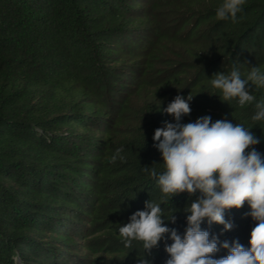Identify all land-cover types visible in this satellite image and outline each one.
Listing matches in <instances>:
<instances>
[{"label":"trees","instance_id":"16d2710c","mask_svg":"<svg viewBox=\"0 0 264 264\" xmlns=\"http://www.w3.org/2000/svg\"><path fill=\"white\" fill-rule=\"evenodd\" d=\"M221 3L0 0V264H138L142 243L125 248L118 230L160 200L144 168L164 171L153 137L175 122L163 109L177 95H195L182 123L211 116L253 126L260 142L249 151L264 154L254 106L222 102L210 84L233 64L264 70V0H246L236 23L217 19ZM251 91L264 99V88ZM118 148L124 159L113 163ZM200 195L169 199L162 207L176 222L165 224L183 236L185 208ZM250 211L247 202L226 209L229 231L201 227L250 247ZM169 258L163 239L147 256Z\"/></svg>","mask_w":264,"mask_h":264},{"label":"clouds","instance_id":"9594fccd","mask_svg":"<svg viewBox=\"0 0 264 264\" xmlns=\"http://www.w3.org/2000/svg\"><path fill=\"white\" fill-rule=\"evenodd\" d=\"M245 3L246 0H222L216 9L217 19L238 22V13ZM210 84L219 90L222 102L231 105L237 100L241 108L253 105L251 120L264 122V99L257 101L251 91L253 86L264 88L261 67L251 66L242 71L241 64H233L227 73L213 74ZM194 96L189 93L185 99L177 95L163 109L175 119L174 123L166 121L165 127L157 128L153 137L154 147L162 154L164 171L144 168L156 180L162 195L159 202L146 201L144 210L133 213L130 222L119 227L122 243L129 249L134 241L142 243L143 255H139L138 264H150L147 256L159 247L162 239L170 257L166 264H264V154L255 147L249 151L260 141L250 130L253 126L233 124L226 119L213 122L211 116H202L195 122L182 123V117L191 114L189 102ZM122 152L123 148L116 149L111 162L123 160ZM197 191L201 195L185 208L190 214L182 236L165 224V219L174 224L176 216L165 215L162 205L179 193L194 195ZM245 202L251 208L245 215L256 221L250 247L238 239L230 243L221 242L219 237L210 238V232L202 229L207 220L209 225L217 223L224 226V231L231 230L234 225L225 218V210L242 208ZM168 239L172 243H167ZM221 248L227 249L228 254L215 258Z\"/></svg>","mask_w":264,"mask_h":264}]
</instances>
